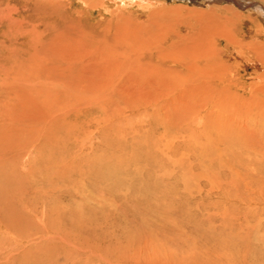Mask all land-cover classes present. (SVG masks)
Wrapping results in <instances>:
<instances>
[{
  "label": "rangeland",
  "instance_id": "obj_1",
  "mask_svg": "<svg viewBox=\"0 0 264 264\" xmlns=\"http://www.w3.org/2000/svg\"><path fill=\"white\" fill-rule=\"evenodd\" d=\"M156 1L0 0V264H264L263 22Z\"/></svg>",
  "mask_w": 264,
  "mask_h": 264
},
{
  "label": "bare ground",
  "instance_id": "obj_2",
  "mask_svg": "<svg viewBox=\"0 0 264 264\" xmlns=\"http://www.w3.org/2000/svg\"><path fill=\"white\" fill-rule=\"evenodd\" d=\"M123 0H121L122 2ZM131 2L133 1H138L139 3H144L143 0H129ZM159 1V0H158ZM161 1V0H160ZM185 1V0H184ZM188 2H192V3H197L198 0H186ZM201 2V4H209L211 2H215L217 4H219V7H215L211 8V11L208 15V17L205 19H202V21L206 22L207 19H210L211 22H215V24H217L218 21H221L222 23H234V20L232 17H235L236 15H238V13L240 12H244V9L248 8V10L245 11H249V12H253L255 14H259V17L261 19V21L263 22V25L260 26H254V29L249 28L248 29V33L253 32L252 36H248L247 34L244 35V37L248 38V39H243L244 41H239V48H237L236 46H238V44L232 48L233 51H231V58L233 57L234 59H236V57H239L241 63L237 64L236 66L239 67H243L244 69H256L258 71V73L253 72L252 77L253 80L256 82V87H257V92H260L263 94L264 96V0H199ZM157 1L156 0H149V2L144 3V4H155ZM232 3L231 5H227V6H221V4L223 3ZM123 3H126L125 1ZM134 3V2H133ZM132 5V3H131ZM134 5V4H133ZM139 7V6H138ZM142 7V5H141ZM148 8V6H146ZM145 8V7H144ZM217 12V13H216ZM238 12V13H237ZM205 13V12H204ZM204 13H200V14H204ZM213 14H217L219 15V18L217 19L216 15ZM231 14V15H230ZM205 16V15H203ZM213 16V17H212ZM212 17V18H211ZM205 18V17H204ZM129 20V19H128ZM245 20V19H244ZM201 21V18L200 20ZM122 22V21H121ZM239 22V20L237 21ZM202 24V23H200ZM204 24V23H203ZM207 24V22H206ZM228 24V23H227ZM257 25V23H254ZM136 25V24H135ZM198 25V24H196ZM232 25V24H231ZM203 26V25H202ZM200 26V27H202ZM206 25L204 24L203 27H205ZM235 26V25H234ZM139 27V25H138ZM221 27V26H220ZM224 27V26H222ZM232 27V26H231ZM252 27V26H251ZM225 28H227L225 26ZM219 29V28H217ZM216 29V30H217ZM204 30V29H203ZM221 30V29H220ZM219 31V30H218ZM217 31V32H218ZM206 32V31H205ZM220 32V31H219ZM218 32V33H219ZM220 34H223L220 32ZM203 35V34H202ZM207 37V36H206ZM204 38V36H203ZM257 39H263V42L261 44H256L254 43ZM231 40V39H229ZM232 42V41H231ZM258 43V42H257ZM235 44V41H234ZM233 44V45H234ZM210 51V50H209ZM241 51V52H239ZM203 52V51H202ZM207 53V51H204ZM221 52V51H220ZM198 53V52H197ZM235 53V55H233ZM242 53V54H241ZM215 54V53H214ZM230 54V53H229ZM200 55V54H199ZM242 55H244V57L246 56V58H244ZM198 56V55H197ZM222 56V54H221ZM230 56V55H228ZM199 57V56H198ZM205 57H208V55L206 54ZM203 56V58H205ZM198 59V58H197ZM238 61V60H237ZM239 62V61H238ZM239 69V68H238ZM246 69V71H247ZM197 70V69H196ZM251 77V76H250ZM254 82V83H255ZM253 84V83H252ZM247 86V85H246ZM253 86V85H252ZM251 87V86H250ZM249 88V87H248ZM254 89V88H253ZM251 90V89H250ZM244 91V90H243ZM262 101V100H261ZM264 103V101H263ZM31 252V251H30ZM29 253V252H28ZM35 257V256H32ZM29 258V256L24 255L23 257H21L20 260H16L15 263L13 264H30L29 261H27ZM34 261V262H33ZM32 262V264H39V262L37 263L36 259H34ZM29 262V263H28Z\"/></svg>",
  "mask_w": 264,
  "mask_h": 264
},
{
  "label": "clouds",
  "instance_id": "obj_3",
  "mask_svg": "<svg viewBox=\"0 0 264 264\" xmlns=\"http://www.w3.org/2000/svg\"><path fill=\"white\" fill-rule=\"evenodd\" d=\"M143 2H144V3H147V2H149V0H143Z\"/></svg>",
  "mask_w": 264,
  "mask_h": 264
}]
</instances>
